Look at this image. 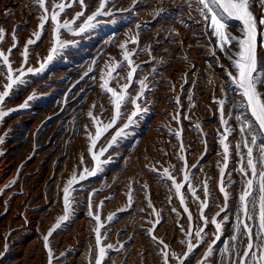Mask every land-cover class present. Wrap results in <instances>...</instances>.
<instances>
[{
	"label": "rangeland",
	"instance_id": "374dc122",
	"mask_svg": "<svg viewBox=\"0 0 264 264\" xmlns=\"http://www.w3.org/2000/svg\"><path fill=\"white\" fill-rule=\"evenodd\" d=\"M168 1L138 0L134 5L133 0H110L108 6L114 13L111 17H99V26L88 34L73 36L62 31L61 38L75 42V46L68 47L63 55L56 57L44 72L27 76V85L6 99L5 110H19L0 119V137L3 138V143H0V162L5 166L4 177L7 180L0 192V253L3 254L0 264H48L43 236L54 229L63 215L62 189L73 174L78 180L84 168L91 170L95 167L87 149L90 144L88 133L94 136L96 126L87 113L92 110L93 115L105 124L114 114L110 94L100 88L101 74L107 73L113 63L123 62L119 45L130 41L137 34L138 43L134 45L129 42L127 45L129 52L136 50L132 60L134 65L140 66L129 94L136 96L139 79L148 78L149 90L140 101L147 108V113L140 116L136 124L128 129L127 137L120 139L102 158L111 157V162L104 165L103 172L74 185V211L69 221L49 237L54 255L52 264H89L90 261L95 264L98 249L94 233L96 221L88 215L90 193H95L92 197L94 213L100 202L104 201L99 208L101 222L105 225L101 229L102 246H114L108 250L102 264H164V248L159 240L168 245L169 264H178L176 257H183L189 239L197 243L194 232L203 222L199 220V203L185 186L181 194L193 217L192 224H189L188 214L183 211L172 180L166 179L163 173L167 169L177 183L184 184L185 167L184 161L180 159V155H184L192 187L200 201H208L205 215L211 219L220 212L224 201L218 190V163L223 164V151L219 144L223 127L220 124L219 105L215 102L220 99H226L225 118L237 131L228 140L230 157L224 178L230 193L228 211L217 217L219 220L226 214L229 221L209 260L216 259L220 264H228L224 250L233 243L230 237L235 223V203L244 178L238 171L239 158L235 150V144L240 139L238 125L234 119L228 118L227 112L232 111L234 116L244 113V110L232 107L233 99L238 103L240 97L234 91L235 86L230 85L226 70H234L219 49H215V56L212 55L215 37L211 35V28L206 27L203 18L194 10L195 4L190 9L185 0ZM60 2L67 0H46V7L51 12L52 4ZM165 2L170 4L167 6ZM86 3L90 5L86 15L99 6L97 0H86ZM173 3L172 7L169 6ZM129 8L133 10L119 11ZM161 8L162 14L156 15ZM80 10L78 6L66 9L60 17L61 21L71 20ZM41 14L42 9L35 0H0V28L8 33L5 41L0 43V50L7 54V49L13 43L11 33L14 30L19 42L17 49L10 55L14 74L18 75L16 70L23 63L22 50L26 41L34 38L33 33L38 30ZM254 14L261 17L259 6L254 9ZM229 25V31L239 37L240 22L231 20ZM260 29L257 36L258 55L264 61V26H260ZM52 31L53 26L49 21L41 40L29 46V63L24 65L25 69L29 66L38 68L39 63L46 59L52 48ZM161 36L164 40L162 45L168 44L169 48H159ZM95 40L97 48L89 50ZM129 70L127 62H123V66L113 73L115 79L110 80L109 87L119 92L128 82ZM6 74L7 68L0 66V91H3V85L7 82ZM62 78L63 83L60 82ZM222 88L226 91L222 92ZM33 94L36 98L29 102V106L20 108L27 97ZM63 97L78 101V105H70L49 120L50 112L54 109L51 103ZM94 104L96 107L92 108ZM133 111L130 101L126 102L121 108L122 115L117 127H122ZM177 114L178 118L173 119ZM249 119H252L250 115ZM115 130H110L98 141L96 151L110 142ZM177 131L181 132L180 137L175 135ZM22 133L25 134L24 140L19 143L18 137ZM181 140L185 150L183 153L180 152ZM259 142L264 143V138ZM81 157L84 158V164L80 163ZM192 165L197 167L192 168ZM152 168L156 171H151ZM13 180L15 184H12ZM229 180L231 184H228ZM205 181L208 184L207 197L203 192ZM8 185L11 186L8 188ZM130 188L133 199L131 207L128 206ZM149 200L151 208L148 206ZM157 213L160 223L150 235L148 229L153 227ZM109 215H114L111 222L107 220ZM190 228L193 237L186 236ZM206 232L205 242L185 264H198L204 257L214 239V226L209 225ZM152 235L158 239H152ZM236 243L238 250L242 251L243 245ZM171 253H175L176 257Z\"/></svg>",
	"mask_w": 264,
	"mask_h": 264
},
{
	"label": "snow or ice",
	"instance_id": "6c2138e0",
	"mask_svg": "<svg viewBox=\"0 0 264 264\" xmlns=\"http://www.w3.org/2000/svg\"><path fill=\"white\" fill-rule=\"evenodd\" d=\"M97 2L99 6L96 10L86 15V11L90 7V5L86 3V0H67V2L53 3L51 12H49V9L46 7V0H35L38 7L42 9V14L39 17L40 23L38 25V30L33 33L34 38H29L24 45L21 53L23 63L21 68L16 70L18 75L14 74L13 66L10 63V55L13 53L14 49H17L19 43L15 30L11 33L13 43L7 49V54L3 50H0V61H2V65L0 66L7 68V82L3 85V91H0V119H3L12 111L19 110H5V103L6 99L10 98L14 91L27 85V76L44 72L56 57L63 55L68 47L75 46V42H69L61 38L62 31L73 36L88 34L99 26V17H111L114 14L112 9L108 6L110 0H97ZM133 2L135 5L138 3V0H133ZM185 3L190 9H192L193 4H195L196 7L194 10L203 18L206 27L211 28V35L215 37V48L212 50V55L215 56V49H219L229 60L230 68L234 70V72L226 70L230 85L235 86L234 91L240 97L238 103L233 99L232 107L243 109L244 113L248 114L237 113L233 116L232 111L227 112L228 118L234 119L238 125L240 139L235 144V150L239 158L238 171L244 178V184L237 202L235 203V223L233 234L230 237L233 243L225 247L224 253L227 256L228 264H264V143L259 142L261 138H264V67H262L264 61H262L261 57L258 55L257 40L258 32L261 30L260 26H264V0H185ZM75 6H78L81 10L76 12L71 20L65 19L61 21L60 17L66 12V9L74 8ZM257 6H259L262 14L261 17H257L254 14V9ZM132 10V8H129L120 9L119 11L130 12ZM162 12L163 9L161 8L156 15H160ZM81 18H83L82 22L77 24V21H80ZM231 20L240 22L241 35L239 37L229 31V21ZM49 21H51V25L53 26L52 48L46 59L39 63L38 68L29 66L25 69L24 65L29 63V46L35 45L41 40L45 26ZM7 35L8 33L6 30L0 28V43L5 41ZM129 42L134 45L137 44L138 34L137 36H133L130 41H125L119 45L123 54V62H127V67L130 69L127 73L128 82L120 88L119 92L109 87L110 80L115 79L113 73L123 66V62L113 63L107 73L102 72L101 74L102 82L100 83V88L103 92L110 94V102L114 107V114L111 120L105 124L100 121L99 117L93 115L92 110H89L87 113L92 123L96 126L94 136L90 132L88 133L90 144L87 149L88 153L91 155V159L95 162V167L91 170L84 168L78 180L77 176L73 174L62 189L63 215L59 217V221L56 223L54 229L43 236L44 246L48 255V264H52L54 259L53 250L49 245V237L52 236L53 232L59 229L63 223L69 221L70 215L74 211V197L72 196V193L76 191L74 185L103 172L104 165L111 162V157L109 155L107 159L102 158L109 152V149L117 145L120 139L126 138L128 129L136 124L140 116L147 113V108L144 107L140 101L144 99L146 91L149 90V85L147 83L148 78L139 79V91L136 96L132 97L129 94V88L134 82V75L140 67L139 65L133 64L132 56L136 54V50L133 49L131 52L128 51L127 45ZM89 71H91V68ZM87 74L88 73H85V75ZM186 82L185 80V83ZM221 91L225 92L226 89L222 88ZM35 98L34 94L28 96L25 102L19 107L27 108L29 102ZM129 101L133 105L134 111L128 115L127 122L124 123L122 127H117L118 120L122 115L121 108ZM215 102L219 105L218 112L220 115V124L223 127V132L220 133L219 139V144L222 146L223 151V164L220 165L218 163V190L223 195L224 201L223 206L220 208V212H217L211 219L205 215V210L209 207L208 201L207 199L200 201L196 194V190L192 187L190 172L188 171L189 166L184 155H180V159L184 161L185 167L183 177L184 184L177 183L170 176L167 169H165L163 173L166 179L172 180L173 187L175 188L176 194L179 196V202L183 207V211L188 214L187 218L189 224H192L193 217L185 203V197L181 194V190L185 186H187L188 191L192 194L193 199L199 203V220L203 222L202 226H198L194 232L197 243H193L192 240L189 239L187 251L182 258L176 257L175 253H171L172 256L176 257L178 264H185V261L192 253L205 242V237L207 236L206 228L211 225L214 226L215 229L213 233L214 239L204 253V257L198 262V264H207L209 258L214 253L216 243L221 240L224 227L229 221V217L226 214L219 220L217 217H221V213H227L228 211L230 193L224 179L228 170L230 157V145L228 140L237 129L232 127L229 124V120L225 118L226 99H220ZM177 104H179V98H177ZM95 107L96 105L94 104L92 108ZM249 115L252 118L251 120L249 119ZM177 118L178 114L173 116V119ZM196 127L199 128L200 125L197 124ZM112 129L116 130L110 142L106 146L100 148L99 151H96L95 149L98 141ZM175 135L180 137L181 132L177 131ZM0 143H3L2 137H0ZM204 143L206 145V141ZM184 151L183 142L181 140L180 152L183 153ZM80 163L84 164L83 157H81ZM191 167L195 168L197 165H192ZM150 170L156 171L155 168ZM15 183L16 181L13 180L12 184ZM231 183L232 181L229 180L228 184ZM10 186L11 185H8L6 187ZM203 192L204 196L207 197L208 184L206 181L203 182ZM94 194L95 193H90L88 197V215L96 221L94 233L98 252L95 264H102L108 250L112 249L114 246L111 244L102 246L101 229L104 228L105 225L101 222L99 208L103 206L104 201L100 202L97 206V211L94 213L92 203ZM132 204L133 199L130 188L128 193V206L131 207ZM148 206L150 208L152 207L150 200ZM173 211L175 212L176 209H173ZM156 215L157 219L153 227L148 229L150 235L155 230V226L160 223L159 214L157 213ZM113 219L114 215H109L107 217L108 222H111ZM186 236L193 237L191 228L186 232ZM152 239L156 240L158 238L152 235ZM158 242L162 244L164 248L162 252L164 264H169L170 253L166 250L168 245L164 244L162 240ZM236 242L243 245L242 251L238 250ZM5 250H7V244L5 245ZM61 255L64 254L62 253ZM2 256L3 254L0 253V257ZM89 264H91V261Z\"/></svg>",
	"mask_w": 264,
	"mask_h": 264
},
{
	"label": "bare ground",
	"instance_id": "6f19581e",
	"mask_svg": "<svg viewBox=\"0 0 264 264\" xmlns=\"http://www.w3.org/2000/svg\"><path fill=\"white\" fill-rule=\"evenodd\" d=\"M167 2H169L168 0H167ZM174 2V1H173ZM166 3V2H165ZM165 3H164V5H165ZM172 3V2H171ZM167 4V3H166ZM168 4H170V3H168ZM168 4H167V6H168ZM174 5V3L172 4V5H169V6H173ZM181 6V5H180ZM165 7V6H164ZM163 7V8H164ZM165 8H167V7H165ZM171 10V9H170ZM169 10V11H170ZM89 13V12H88ZM178 14V13H177ZM129 15V14H128ZM170 17V16H169ZM154 24V23H153ZM173 25V24H172ZM154 27V26H153ZM187 27V26H186ZM166 28V27H165ZM183 28V27H182ZM197 29V28H196ZM188 31V30H187ZM186 31V32H187ZM152 35H153V33H152ZM193 35V34H192ZM191 36V35H190ZM88 37V36H87ZM104 37V36H103ZM86 38V37H85ZM90 38V37H89ZM93 38V37H92ZM148 38V37H147ZM161 38H162V36H161ZM169 38V37H168ZM98 40V39H97ZM85 41V40H84ZM204 41V40H203ZM87 42V41H86ZM164 42V40H163V38L162 39H160L159 40V42L158 43H160V47L159 48H165V47H168L169 48V45L167 44V45H162V43ZM88 43V42H87ZM90 44V43H89ZM88 44V45H89ZM189 45V44H188ZM97 42H96V40L93 42L92 41V44L89 46V50H94V49H96L97 48ZM152 46V45H151ZM170 48H171V46H170ZM173 48V47H172ZM200 48V47H199ZM198 48V49H199ZM86 49V48H85ZM88 49V48H87ZM86 49V50H87ZM99 50V49H98ZM155 51H156V49H155ZM170 51V50H169ZM180 51V50H179ZM193 51V50H192ZM82 52V51H81ZM188 52V51H187ZM91 53V52H90ZM95 53V52H94ZM98 53V52H97ZM182 53V52H181ZM196 53V52H195ZM84 54V53H83ZM165 54V53H164ZM171 54V53H170ZM176 55V54H175ZM190 55V54H189ZM94 56V55H93ZM192 56V55H191ZM196 56V55H195ZM195 58V57H194ZM163 61V60H162ZM193 63V62H192ZM67 64V63H66ZM163 64V63H162ZM197 65V64H196ZM61 67V66H60ZM64 67V66H63ZM67 67V66H66ZM69 67H71V66H69ZM161 67V66H160ZM62 68V67H61ZM187 68V67H186ZM196 68V67H195ZM58 69V68H57ZM172 69V68H171ZM67 70V69H66ZM72 70V69H71ZM62 71V70H61ZM70 71V70H69ZM74 71V70H73ZM58 72V71H57ZM61 73H63V72H61ZM61 73H59V74H61ZM79 73V72H78ZM50 74V73H49ZM52 74V73H51ZM56 74V73H55ZM58 74V73H57ZM58 74V75H59ZM57 75V76H58ZM56 76V77H57ZM80 76V75H79ZM161 76V75H160ZM159 76V77H160ZM92 78V77H91ZM58 79V78H57ZM63 79L64 78H62L61 80H60V82H62L63 83ZM66 79V78H65ZM42 80V79H41ZM48 81V80H47ZM58 81V80H57ZM42 82V81H41ZM67 82V81H66ZM65 84V83H64ZM50 87V86H49ZM65 87V86H64ZM71 87V86H70ZM68 88V87H67ZM63 90H64V88H62ZM70 89V88H69ZM79 90V89H78ZM68 92V91H67ZM65 93V92H64ZM67 94V93H66ZM84 94V93H83ZM61 95H65V94H61ZM68 95V94H67ZM71 95V94H70ZM70 95H68V96H70ZM82 95V94H81ZM78 97V96H77ZM82 97V96H81ZM58 99V98H57ZM77 99H79V98H77ZM56 101V100H55ZM82 101H83V98H82ZM77 103V104H76ZM80 103V102H79ZM49 104V103H48ZM47 104V105H48ZM74 105L75 106V104L76 105H78V101H75V100H71V99H69L68 97H66V98H60V99H58L56 102H52L51 103V106H53L52 108H54L50 113H51V115H50V117H49V120H52V118L58 113V112H60V111H62L63 109H65V108H67V107H69L70 105ZM82 104H80V106H81ZM51 106H49V107H51ZM46 107V106H45ZM71 107V106H70ZM78 107V106H77ZM38 109V108H37ZM69 109H71V108H69ZM237 109V108H236ZM46 110V109H45ZM75 110V109H74ZM64 112V111H63ZM61 114V113H60ZM70 114H73V113H70ZM58 115V114H57ZM63 115V114H62ZM20 117V116H19ZM23 118V117H22ZM57 119V118H56ZM58 120V119H57ZM52 125V124H51ZM42 132V131H41ZM44 132V131H43ZM41 135V134H40ZM39 135V136H40ZM62 135V134H61ZM24 136H25V134L24 133H22L21 134V136L20 137H18L19 138V140L17 141V142H22L23 140H24ZM29 136V135H28ZM14 137V136H13ZM44 139V138H43ZM31 142V141H30ZM35 142V141H34ZM13 143V142H12ZM42 144V143H41ZM49 144V143H48ZM50 147V146H49ZM12 149V148H11ZM126 153V152H125ZM2 159V158H1ZM5 160V159H4ZM5 173H6V170H5V166L3 165V163L2 162H0V192L4 189V187H5V181H7L6 180V178L4 177V175H5ZM9 188V187H8ZM2 189V190H1ZM9 191V190H8ZM6 192V191H5ZM32 205V204H31ZM137 222V221H136ZM127 223V222H126ZM128 225V224H127ZM118 226V225H117ZM126 227V226H125ZM143 229H145V228H143ZM21 230V229H20ZM146 231V230H145ZM15 233V232H14ZM144 233V232H143ZM19 235V234H18ZM130 237V236H129ZM30 239V238H29ZM27 245V244H26ZM122 256V255H121ZM118 258V257H117ZM119 258H120V256H119ZM17 259V258H16ZM121 259V258H120ZM123 259V258H122ZM1 260V259H0ZM19 260V259H18ZM7 261V260H6ZM122 261V260H121ZM9 262V261H8ZM11 263H13V262H11ZM16 264V263H15ZM208 264H220V262L219 261H217L216 259H211V260H209L208 261Z\"/></svg>",
	"mask_w": 264,
	"mask_h": 264
}]
</instances>
